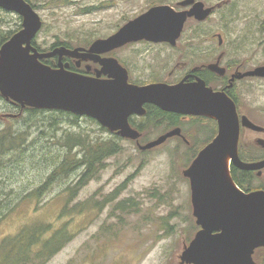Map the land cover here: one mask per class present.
<instances>
[{"label":"rangeland","instance_id":"374dc122","mask_svg":"<svg viewBox=\"0 0 264 264\" xmlns=\"http://www.w3.org/2000/svg\"><path fill=\"white\" fill-rule=\"evenodd\" d=\"M178 1L30 0L29 4L42 21L33 43L42 50L57 43L88 48L94 41L111 36L145 13L152 4L175 6ZM197 2L203 3L211 12L199 26L192 19L186 22L176 48L136 44L112 54V57L117 59L119 56L129 63L132 80L148 81L159 77L165 82L180 77L179 71L170 73L171 70L185 62L194 65L196 53L217 46L216 35L223 40L221 52L230 51L231 41L251 42L254 44L249 54L251 66H264V0ZM21 24L22 20L16 14L0 12V32L18 30ZM196 30L199 32L197 36ZM183 51L187 54L180 56ZM246 100L242 112L255 124L264 127V82H252ZM11 107L0 98V132L8 127L21 131L36 124V128L29 130L26 141L36 139L37 142L32 149L22 154L7 153L1 160L0 186L6 189L5 200L14 205L12 213L0 218V243L18 234L22 228L50 224L54 231L70 232L72 239L46 264H182L181 253L193 240L187 241L189 226L191 222L195 223L189 181L183 176L188 168L185 167L189 158L187 148L191 145L188 141L173 137L142 153L135 142L121 140V153L107 159L97 178L74 195L67 190L77 181L79 172L76 171L50 185L40 197L25 198L40 188L53 171V161L45 164L44 156H54L55 164L65 158L66 152L54 145L56 137L59 139L68 131H81L100 140L111 137L108 132L101 131L97 122L85 117L76 121L78 129L73 130L70 125L74 121L68 117L46 113L31 123L32 117ZM52 118L55 119V129H50ZM188 119L183 120L184 129L187 134L196 135L195 126L189 130ZM200 124L212 126L206 121ZM163 131L150 132L147 143L165 134ZM51 137L55 139L49 141ZM257 137L264 139V135L243 131L240 142L253 144ZM261 181L264 182V178ZM121 201L129 202V208L115 211ZM0 203V207L6 205L3 201ZM80 204L90 209L73 212Z\"/></svg>","mask_w":264,"mask_h":264},{"label":"water","instance_id":"95a60500","mask_svg":"<svg viewBox=\"0 0 264 264\" xmlns=\"http://www.w3.org/2000/svg\"><path fill=\"white\" fill-rule=\"evenodd\" d=\"M186 12L168 6L153 7L129 21L106 39L94 41L88 49L58 47L40 53L33 41L42 27L34 8L25 0H0V9L22 20L21 30L0 48V95L22 107L69 112L91 118L109 132L136 141L140 151L161 146L168 139L181 137L180 128L140 145L139 133L129 125L131 116H143L149 104L163 112L205 117L217 124V134L183 172L189 181L192 215L200 228L180 256L182 264H255L253 253L264 248V190L243 192L230 173L264 169V160L247 163L238 156L240 128L264 131L247 117H238L234 103L223 92H214L198 79L195 83L138 86L128 83L126 70L114 58H101L131 42L147 40L172 46L189 18L204 21L210 14L204 4L184 0ZM219 43L221 36L217 35ZM57 57L55 68L41 61ZM64 57L93 61L101 69L95 77L68 71ZM210 69L223 75V70ZM106 79H101V75ZM248 75L264 77V67ZM184 140V139H183ZM185 141V140H184ZM263 143V141H258Z\"/></svg>","mask_w":264,"mask_h":264},{"label":"trees","instance_id":"16d2710c","mask_svg":"<svg viewBox=\"0 0 264 264\" xmlns=\"http://www.w3.org/2000/svg\"><path fill=\"white\" fill-rule=\"evenodd\" d=\"M25 1L30 3V0ZM153 5L155 4H152V6ZM0 12L6 13L3 10H0ZM196 23V25L198 26L201 24V22ZM18 27L19 29L15 31L9 30L7 32H0V48L8 40H10L14 34L21 30V27ZM198 34L199 32L196 30L195 36H197ZM33 44L36 47L35 43ZM59 46L71 48L70 45H67L66 43H57L52 45L49 49L45 50H42L39 47L36 48L39 52H47ZM42 63L47 66L53 67L52 58L44 59L42 60ZM71 71L75 72L74 69H71ZM131 82L142 85L151 81L135 79L131 80ZM0 98L4 99L6 104H8L9 106H12L11 108L14 111L20 112L22 114H28L30 117H32L33 121L31 123L36 122L39 119V115L50 113V116L59 115L68 117V119H72L74 122H72L73 124L70 125V128L73 130L78 129L75 126L77 125L76 121L80 117L72 113L22 107L18 103H12L5 100V98L1 95ZM145 108L146 112L143 116L139 118L133 117L129 120L131 127L139 133L138 142L141 145L147 143L149 138L148 134L150 132H153L154 130L161 129L162 131L164 130L163 133H166L173 128H180L184 139L188 141L189 144H191L187 148L189 158L187 159L185 167H189L191 164L190 162L193 161L198 155V151L202 150L216 136L217 124L212 119L205 117H188V127L191 128L189 130H193V126L196 127V135H194L193 133L192 135H189L184 129L185 123H183V120L185 119L182 116L163 112L153 105H145ZM87 119L95 122L91 118ZM202 121L209 122L212 124V126L208 127L207 125L205 126L200 124L202 123ZM50 122H52V124H50V129H55V125H53V123L55 124V119L52 118ZM35 126L30 125L27 128H23L21 131H15L8 127L0 132V163H2L1 160L3 161V157L7 153L12 152L13 154H22L25 150L34 148L33 146L35 142H37L36 139H33V141L29 143H27L28 141L26 140L28 139L29 130ZM100 129L101 131L108 132L111 139H94L81 131H68L63 135V137H60L59 139H57L56 137V143L54 145H58V148H61L63 152H66L65 158L59 164H55V157H51V154L45 153L47 156H44L43 161L45 164L53 161L55 165L53 167V171L50 173V175L47 177L46 181L40 188L27 194L25 198H33V196L40 197L47 192L50 185L67 178V176L74 171L79 172V175L76 183L67 190V192H70L71 195H74L77 190L87 185L89 181L97 178L100 171L104 169L105 161L121 153L122 147L119 144V141L124 140L116 133H110L103 127H100ZM190 138L193 140H190ZM54 139V137L48 138L49 141H53ZM146 152L148 151H142V153ZM48 158L51 160H48ZM230 172L233 181L242 191L248 193L255 190H264V182L255 183L253 185L251 180L247 179L244 176V174H248V172L239 171L234 167H231ZM5 191V187L0 186V202L3 201L6 203L5 206L0 207V218L4 217V215L6 216L12 213V206L14 205L13 202L10 204L7 202V200H5V196L3 195ZM128 203L129 202L121 201L120 203H118L114 210L126 211L130 206ZM130 203L135 206L132 201H130ZM83 209L88 210L90 208L80 204V206L74 207L73 212L81 213ZM62 212H65L63 208ZM194 224H192V222L190 223L189 233L187 235L188 242H190L191 239L194 238L195 235L193 234H196V232L200 229L196 225V223ZM54 230L55 229H53L50 224H35L29 227L22 228L20 232L14 236L5 238L0 243V264H46L72 239V234L70 232L65 230ZM252 258L255 264H264V248L256 249L253 253Z\"/></svg>","mask_w":264,"mask_h":264},{"label":"flooded vegetation","instance_id":"af4514ba","mask_svg":"<svg viewBox=\"0 0 264 264\" xmlns=\"http://www.w3.org/2000/svg\"><path fill=\"white\" fill-rule=\"evenodd\" d=\"M184 0H180L175 3V6L167 5V4H155L153 6H150L149 9L153 7H159V6H168L170 7L173 11L181 13V12H186L188 11L192 6L189 7H182L180 4ZM197 2V0H196ZM177 8V9H176ZM148 9V10H149ZM192 20L196 21L195 19L191 18ZM190 20V19H189ZM198 22V21H196ZM183 35V33H182ZM181 35V36H182ZM180 36V38H181ZM179 38V40H180ZM222 39V38H221ZM223 41V40H222ZM178 42V41H177ZM136 44H145L147 46H157V45H163L166 46L170 49L176 48V45L172 46L168 43L165 42H160V43H155V42H150L147 40H141L137 42H131L128 43L122 47H119L111 52L105 53L101 55V58H114L112 57V54H115V51H122L124 48H128L129 46H133ZM230 51L228 52H221V47L223 46V42L219 43V40L217 41V46L216 47H210L206 50L200 51V53H196L195 60L196 63L192 65L191 63H182L178 64L179 66H176L174 69L171 70L170 73H175L178 71L180 72V77H176L173 80H168L163 82L162 78L159 77H153L150 79L151 82L145 83V84H135L131 82L132 80V75L129 70V63L125 62V60L119 56L118 58H114L117 60V62L123 67L128 75V83L133 84V85H138V86H145L149 84H167V85H176L182 81L184 83H195L198 79L203 81L206 85V87L211 88L214 92H223L227 95V97L234 103L237 114L239 119L242 116L247 117L251 122L252 119L249 118L247 115H245L242 111H244L246 105H247V100L246 97L248 96V89L250 88V85L252 82H264V77L260 76H251L248 75L249 73H252L254 70L264 67V66H251V60H250V51H251V46L254 44H251V42L248 41H241L239 39L231 41L230 42ZM62 47V46H59ZM58 48V47H56ZM75 47L67 48V49H73ZM82 48V47H81ZM87 49V48H85ZM52 51V50H49ZM47 51V52H49ZM220 52L222 54H220ZM45 53V52H42ZM180 56L187 54L186 52L179 53ZM218 54V55H217ZM116 55V54H115ZM53 67L55 68L58 62L57 57H53ZM155 60V59H154ZM158 61V60H157ZM62 62L67 65L66 69L68 71H71V69L75 70V73L89 76V77H95L97 72L100 71L101 67L98 63L93 62V61H82L77 65V61L68 57H65L62 59ZM190 65L192 67H190ZM211 65H216L217 68L223 70V75L218 74L217 72L213 71L210 69ZM167 64L164 66L166 68ZM73 72V71H71ZM171 75V74H170ZM177 75V74H176ZM172 76V75H171ZM170 76V77H171ZM101 79H106V75H101ZM149 105V104H146ZM145 108V105H144ZM146 112V108H145ZM243 113V114H242ZM173 114V113H171ZM182 116V115H180ZM133 117L139 118L141 116H131L129 120ZM184 119L188 118L186 116H182ZM128 120V122H129ZM254 123V122H253ZM255 124V123H254ZM130 125V122H129ZM257 125V124H256ZM131 126V125H130ZM260 126V125H258ZM261 128L264 129L263 126H260ZM243 131H249V132H255L257 134L264 135V131L257 132L253 131L247 128H240V137H239V143H238V155L239 158L243 162L247 163H254V162H259L264 160V139L263 138H255L253 144H242L240 142L241 139V134ZM258 141H263V143H259ZM247 144V145H246ZM245 147V148H243ZM247 150V151H245ZM242 157V158H241ZM233 167V166H232ZM235 168V167H234ZM238 170V169H237ZM241 171V170H239ZM248 174H244V176L251 180L252 184L254 185L255 183L262 182L261 179L264 178V169L261 170L260 174H258L257 171H246Z\"/></svg>","mask_w":264,"mask_h":264}]
</instances>
